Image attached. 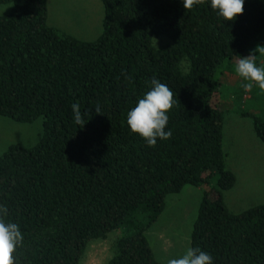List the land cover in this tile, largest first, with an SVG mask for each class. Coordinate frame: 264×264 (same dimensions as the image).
I'll return each instance as SVG.
<instances>
[{"label": "trees", "instance_id": "obj_1", "mask_svg": "<svg viewBox=\"0 0 264 264\" xmlns=\"http://www.w3.org/2000/svg\"><path fill=\"white\" fill-rule=\"evenodd\" d=\"M101 2V33L85 41L48 25L47 0H0L11 4L0 16V116L42 118L34 145L0 154V204L24 237L14 264H79L88 241L115 229L123 234L108 264H163L146 231L185 185L202 188L189 247L213 264H264V203L232 213L224 202L236 178L222 146L223 111L212 104L220 76L264 30V0H244L234 20L210 0L191 10L182 0ZM159 35L171 43L155 47ZM153 78L177 103L167 113L171 138L150 147L126 114ZM240 114L264 143V116Z\"/></svg>", "mask_w": 264, "mask_h": 264}, {"label": "rangeland", "instance_id": "obj_2", "mask_svg": "<svg viewBox=\"0 0 264 264\" xmlns=\"http://www.w3.org/2000/svg\"><path fill=\"white\" fill-rule=\"evenodd\" d=\"M10 3L0 4V16L9 13ZM103 5L101 0H47V22L80 40L91 41L102 30ZM152 43L162 47L171 40L163 35L154 36ZM257 45L264 46V30L252 41L243 56L252 52ZM233 70L220 76V83L212 104L223 111L222 146L226 152V166L236 175L233 187L223 192L227 209L238 213L252 205L264 203V194L255 190V181L264 178V153L256 150L255 142L261 141L252 130L249 116L240 111L264 116V91L254 85L242 92L241 78ZM256 62L264 66V55L257 53ZM42 130V118L30 123L14 122L0 116V154L10 144L34 145ZM263 143V142H262ZM264 144V143H263ZM206 188V187H205ZM202 188L185 185L179 193L166 196L165 208L156 222L146 231V237L155 258L166 264L167 259L176 258L189 247L192 222L196 216ZM123 234L115 229L105 238L87 242L79 264H108L115 254V242Z\"/></svg>", "mask_w": 264, "mask_h": 264}, {"label": "clouds", "instance_id": "obj_3", "mask_svg": "<svg viewBox=\"0 0 264 264\" xmlns=\"http://www.w3.org/2000/svg\"><path fill=\"white\" fill-rule=\"evenodd\" d=\"M183 8L191 10L195 5L204 3V0H182ZM211 8L216 10L224 20H234L243 13L244 0H210ZM257 53L264 55V46L256 48L246 56L236 60L234 71L241 78L240 87L251 91L257 86L264 91V66L256 62ZM151 87L138 98L134 107L126 114V123L130 131L142 137L148 146L155 147L157 140L166 141L171 138V130H166L169 117L168 111L177 103L176 94L165 83L153 78ZM73 119L77 126L83 127L86 120L78 102L71 105ZM95 112L102 114L99 105ZM8 209L0 204V264H14L13 253L24 240L17 223L6 222ZM166 264H213L212 256L199 247H188L176 258H169Z\"/></svg>", "mask_w": 264, "mask_h": 264}, {"label": "crops", "instance_id": "obj_4", "mask_svg": "<svg viewBox=\"0 0 264 264\" xmlns=\"http://www.w3.org/2000/svg\"><path fill=\"white\" fill-rule=\"evenodd\" d=\"M48 23V22H47ZM101 24H102V22H101ZM48 25H49V23H48ZM50 26H52V27H54V25H50ZM56 27V26H55ZM56 28H58V27H56ZM59 29V28H58ZM61 30V29H60ZM100 35V34H99ZM96 39V38H95ZM94 39V40H95ZM92 41V40H91ZM252 123V122H251ZM252 130H253V127H252ZM254 132V131H253ZM255 145L257 146V148H256V150H258V152H263L264 153V144L261 142V143H259V142H255ZM235 175V174H234ZM235 178H236V175H235ZM255 191L256 192H258L259 194H261V193H263L264 194V178H263V180H260V179H258L257 181H255ZM224 197V196H223ZM261 204V203H260ZM226 205V204H225ZM257 205V204H256ZM252 206H254V205H252ZM251 206V207H252Z\"/></svg>", "mask_w": 264, "mask_h": 264}]
</instances>
